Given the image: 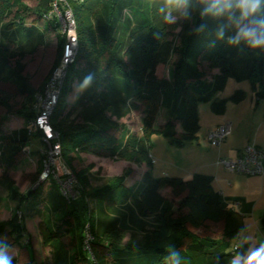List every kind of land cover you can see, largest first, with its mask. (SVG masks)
Segmentation results:
<instances>
[{
    "label": "trees",
    "instance_id": "16d2710c",
    "mask_svg": "<svg viewBox=\"0 0 264 264\" xmlns=\"http://www.w3.org/2000/svg\"><path fill=\"white\" fill-rule=\"evenodd\" d=\"M36 1L29 6L24 0H0V83L12 86L29 107L23 113L27 126L0 136L4 176L21 150L30 153L31 139L40 143L37 152L42 171L45 142L41 130H28L43 86L38 91L30 86L23 74L24 59L44 44L37 20L58 30L61 51L65 34L51 13V0ZM211 3L190 0L187 9L178 10L170 9L166 0L69 3L77 50L49 118L63 157L69 167L78 155L97 153L145 163L148 168L132 185H126L120 175L92 186L91 174L80 170L75 173L74 196L68 198L50 177L43 196L41 184L25 192L6 185L7 197L20 203L14 215L0 221V248L28 243L21 217L32 213L40 218L43 241L51 238V264H176L174 255L179 264H232L236 253L243 252L246 244H235L233 249L230 243L243 231V218L208 201V176L155 178L151 174V135L161 134L176 146L194 142L199 129L198 104L207 102L215 113H221L226 100L243 97L241 89L218 97L228 79L248 82L257 97H264V49L232 43L235 31L227 15L205 13ZM261 5L264 9V0ZM177 28L179 33L172 35ZM159 64H169L167 77L156 74ZM203 66L219 71L207 80ZM73 87L74 98L68 102L66 96ZM0 103L5 105L3 100ZM159 108L166 110L167 118L156 125ZM130 113L140 115L141 135L119 122ZM166 186L182 196L181 203L189 208L187 215L174 216L172 203L158 194ZM205 220L222 223L220 238L200 236L190 229L201 227ZM261 226L264 229V218ZM124 233L129 234L126 241ZM67 234L75 245L72 253L60 241ZM87 235L89 248L85 247ZM12 264H17L14 257Z\"/></svg>",
    "mask_w": 264,
    "mask_h": 264
},
{
    "label": "rangeland",
    "instance_id": "374dc122",
    "mask_svg": "<svg viewBox=\"0 0 264 264\" xmlns=\"http://www.w3.org/2000/svg\"><path fill=\"white\" fill-rule=\"evenodd\" d=\"M24 1L29 6H34L37 2L36 0ZM36 25L44 33V44L38 46L33 54L24 59L25 68L23 74L26 76L30 86L36 91L43 86L42 90L37 93V95H40L43 93L47 81H49L54 70L60 63L62 51L59 47L60 37L58 30L51 28L41 19L36 21ZM179 30L180 28H177L172 35L179 33ZM169 38H171V35ZM203 69L207 74L205 77L207 80H210L209 75L211 73L215 74L219 71L218 68L208 70L205 66H203ZM169 70V64H159L156 66V74L159 77H167ZM236 86L245 89L248 94L251 93L249 91L248 82L244 81L237 83L234 79H228L225 90L221 95L225 96L226 94L233 92ZM75 91L76 89L73 87V89L67 94L66 100L68 102L73 100ZM0 100H3L5 103V105L0 103V136L8 134L13 130L25 128L28 124V120L24 118L23 113L24 111H27L29 107L23 97L16 94V91L12 86L0 83ZM202 104L205 105L207 102H203ZM139 117L140 115L130 113L121 118L119 122L125 123L126 126L137 133V135H141L142 131ZM163 117L164 109L159 108L154 118V124H156V121H160ZM150 142V153L153 150V155L157 160H170L174 162L179 158L178 152H174L169 146H164L166 145L165 143H168L167 145H173L161 134L153 133L150 137ZM39 146L40 144L38 140L31 139V142L28 144L30 153L25 154V150L23 152L21 150L16 157L15 163L8 169L7 175H2L0 170V221L7 220L10 216L14 215L20 203V200H11L7 197L6 185L8 184L19 192L29 190L36 183H38V185L41 184L40 195L43 196V192L48 188V177H51L53 169V171L60 176L64 175L66 172H72L77 181V185L78 180L75 173L80 170H85L88 174H91L92 186H98L100 183L105 182L106 179L120 175H124V183L126 185H132L140 180L143 172V165L148 168L145 163L110 158L97 153H82L78 155V159L72 161L73 167H69L60 150V155L53 161L54 164L50 166L46 164V175L41 177L44 167L42 165L41 171L37 152ZM157 153L159 154L158 156L156 155ZM152 160H154L153 157ZM165 171L167 174H170L168 175L169 177L175 174L173 173L174 171L172 170V167L166 166L163 162L159 161L152 164L151 174L155 178L165 176ZM34 179L37 180L33 183ZM158 194L164 200L172 203L174 216H184L188 214L189 208L183 205L180 201L182 196H176L173 194L170 187L166 186L159 188ZM87 201L89 206H91V201ZM21 220L23 221L27 236H29L28 243L32 250L34 260L36 261L35 263L39 264L48 261V264H51L52 257L48 255V253H51V250L49 249L51 238L48 237V240H45V242L43 241V235L40 229L42 226L39 225L40 218L32 213H28L21 217ZM190 229L200 236L209 235L213 238H220L222 223L205 220L201 227L197 229L190 227ZM128 236V233H124L123 240L126 241ZM46 237L47 236H45L44 239ZM245 237H247V239ZM63 238L64 239H60V241H70L68 234L64 235ZM230 243L232 245L236 244L237 246L246 244L243 252L236 253L237 256L246 257L251 251L264 245V229H255L253 226H246V229H243L240 234L230 240Z\"/></svg>",
    "mask_w": 264,
    "mask_h": 264
},
{
    "label": "crops",
    "instance_id": "0c3cea01",
    "mask_svg": "<svg viewBox=\"0 0 264 264\" xmlns=\"http://www.w3.org/2000/svg\"><path fill=\"white\" fill-rule=\"evenodd\" d=\"M248 87L250 94L245 89L236 86L235 89L244 91L243 97L239 100H226L221 113H215L209 103L198 104L199 129L197 139L182 146L174 144L171 146L167 145L168 143L164 145L169 146L174 152H178L179 158L176 161L157 160L153 155V150L150 157L151 160L152 157L154 159L152 164L160 161L166 166L172 167L175 174L171 176L181 178H190L193 174L208 176L210 178L208 201L217 203L224 209L238 212L243 218L244 229L246 226L262 229L264 172L259 175L229 172L218 162L221 157L236 158L247 144L254 143L264 148V97H257L255 92L250 89L249 84ZM223 91L218 93V97H228L233 93L222 96ZM166 114L167 112L164 110V117L160 121H156V125L162 124L166 120ZM224 121L230 123V133L220 145H210L206 140L207 133L211 128ZM176 129L178 132L181 131L179 124L176 125ZM146 169L143 165V172ZM164 175L170 174L165 171ZM245 238L247 239V237ZM62 242L64 247L72 253L75 245L70 241L63 240ZM49 249L51 250V247ZM6 250L11 257L16 258L17 264H26L29 261L36 264L29 243H13ZM48 255L51 257L52 251Z\"/></svg>",
    "mask_w": 264,
    "mask_h": 264
},
{
    "label": "built area",
    "instance_id": "2783aa9c",
    "mask_svg": "<svg viewBox=\"0 0 264 264\" xmlns=\"http://www.w3.org/2000/svg\"><path fill=\"white\" fill-rule=\"evenodd\" d=\"M84 1L86 0H51V13L57 17L62 32L65 34V40L58 67L54 70L49 81H47L43 93L37 95L36 116L30 122L31 127L28 130V132L41 130L42 139L45 142V147L42 150V154L44 155L42 162L44 169L41 177L46 175V164L49 166L53 165V161L60 155L59 137L52 129L49 118L56 105L66 70L74 60L77 50L75 20L69 3ZM230 128L228 121L214 126L206 135L207 142L212 146L220 145L230 133ZM25 151L26 154L29 153L28 149ZM218 162L229 172L259 175L264 172V148L254 143L247 144L236 158L221 157L218 159ZM53 170L51 177H49L57 183L61 194L66 198L74 196V187L77 185V181L72 172H66L60 176ZM89 239L90 236L87 235L85 240L86 248H89ZM235 248L236 245L233 246V249Z\"/></svg>",
    "mask_w": 264,
    "mask_h": 264
},
{
    "label": "clouds",
    "instance_id": "9594fccd",
    "mask_svg": "<svg viewBox=\"0 0 264 264\" xmlns=\"http://www.w3.org/2000/svg\"><path fill=\"white\" fill-rule=\"evenodd\" d=\"M190 0H166L172 10L187 9ZM215 12L216 15H227L235 35L230 37L234 44L243 42L250 49H264V9L261 0H212L205 13ZM173 259L179 264L175 255ZM0 264H12V257L6 248H0ZM232 264H264V245L251 251L246 257L237 256Z\"/></svg>",
    "mask_w": 264,
    "mask_h": 264
},
{
    "label": "water",
    "instance_id": "95a60500",
    "mask_svg": "<svg viewBox=\"0 0 264 264\" xmlns=\"http://www.w3.org/2000/svg\"><path fill=\"white\" fill-rule=\"evenodd\" d=\"M37 185H38V183H36V184L33 186V188H35ZM29 191H30V190H29ZM29 191H28V192H29Z\"/></svg>",
    "mask_w": 264,
    "mask_h": 264
}]
</instances>
